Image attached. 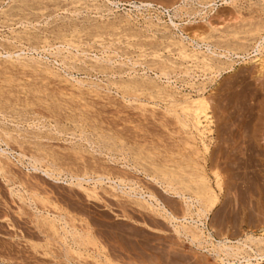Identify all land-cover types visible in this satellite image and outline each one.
Here are the masks:
<instances>
[{
  "label": "rangeland",
  "instance_id": "1",
  "mask_svg": "<svg viewBox=\"0 0 264 264\" xmlns=\"http://www.w3.org/2000/svg\"><path fill=\"white\" fill-rule=\"evenodd\" d=\"M119 1L0 0V126L19 140L0 144L12 152V173L0 174V264H222L206 233L213 244L264 233V0ZM196 98L209 107L199 127L183 110ZM32 155L59 179L31 170ZM117 169L174 212L180 200L147 176L176 186L202 176L214 206L192 213L206 227L201 246L110 184L71 183ZM254 251L230 263L264 264Z\"/></svg>",
  "mask_w": 264,
  "mask_h": 264
},
{
  "label": "bare ground",
  "instance_id": "2",
  "mask_svg": "<svg viewBox=\"0 0 264 264\" xmlns=\"http://www.w3.org/2000/svg\"><path fill=\"white\" fill-rule=\"evenodd\" d=\"M105 2L107 3V5L109 6H116L117 8L120 6L121 2L119 0H105ZM134 3V2H133ZM141 4V3H140ZM254 5V4H252ZM125 6V5H124ZM131 6V5H130ZM135 6V5H134ZM142 6V5H141ZM145 7H151V9H153V5L151 4H145L143 5ZM181 6V5H179ZM139 7V6H138ZM142 8V7H141ZM140 8V9H141ZM144 8V7H143ZM176 8V7H175ZM174 8V9H175ZM137 9V8H136ZM145 9V8H144ZM147 9V8H146ZM148 9V10H149ZM150 9V10H151ZM160 9H165V8H162V6L160 7L159 6V10ZM108 10V9H107ZM167 10V9H165ZM156 11V9H155ZM162 11V10H161ZM160 11V12H161ZM76 13V12H74ZM110 13V12H109ZM194 14V13H193ZM162 15V14H161ZM168 15V14H167ZM173 15V14H172ZM170 16V15H169ZM174 16V15H173ZM171 18V17H170ZM168 19V18H167ZM157 20V19H156ZM160 21V20H159ZM162 22V21H160ZM170 25L172 24V26L175 28L178 27L177 24H175L174 22H172V20L170 19ZM164 24V23H163ZM172 27V28H173ZM256 27V26H255ZM179 28V27H178ZM176 31V30H174ZM193 31V30H191ZM180 32V31H179ZM183 33V32H181ZM249 33V32H248ZM180 34V33H179ZM181 35V34H180ZM196 35V34H195ZM251 35V34H250ZM182 36V35H181ZM194 36V35H193ZM184 37V36H182ZM189 36H187L188 38ZM185 38V37H184ZM186 38V39H187ZM192 38V37H190ZM181 39V38H180ZM193 39V38H192ZM197 39V38H196ZM263 38H261V41H264V39L262 40ZM191 40V39H190ZM189 40V41H190ZM187 41V40H186ZM8 42V41H7ZM181 42V41H180ZM194 42V41H193ZM258 42V41H257ZM182 44V43H181ZM260 44V43H259ZM258 44V45H259ZM32 45V44H31ZM65 46V45H64ZM186 46V45H185ZM69 47V46H68ZM72 47V46H71ZM207 47V45H206ZM205 47V49H206ZM49 48V47H48ZM47 48V49H48ZM57 48V47H56ZM209 48V46H208ZM37 49V48H36ZM50 49V48H49ZM211 49V48H210ZM23 50V49H22ZM34 50V49H33ZM106 50V49H105ZM109 50V49H108ZM253 50V49H252ZM64 51V50H63ZM208 51V50H207ZM259 51V50H258ZM256 50V52H258ZM261 51V50H260ZM58 52V51H57ZM60 52V50H59ZM58 52V53H59ZM62 52V51H61ZM85 52V51H84ZM250 52V51H249ZM10 53V52H9ZM16 53V52H15ZM211 53V57H221L223 53L221 54H218L217 53L215 54V52H210ZM228 52H226L227 54ZM230 53V52H229ZM229 53H228V56H229ZM12 54V53H11ZM2 55V54H1ZM10 55V54H8ZM6 54V56H8ZM36 55V53H35ZM3 56V55H2ZM29 56V55H28ZM225 56V54H224ZM231 56V55H230ZM235 56V55H234ZM27 57V56H26ZM76 57V55H75ZM84 57V56H83ZM107 57V56H106ZM209 57V56H208ZM211 57L208 58H205L202 60V62H205L207 63V61H211ZM227 57V56H225ZM7 58V57H6ZM38 58V57H36ZM35 58V59H36ZM64 58V57H63ZM66 58V57H65ZM79 58V57H78ZM230 58V57H229ZM228 58V60H230ZM13 59V58H12ZM30 59V58H29ZM69 59V58H68ZM71 59V58H70ZM227 60V58H225ZM78 60V59H77ZM82 61V60H80ZM95 61V60H94ZM93 61V62H94ZM99 61V60H98ZM106 61V60H104ZM112 61V60H111ZM110 60H108V62L110 63L111 62ZM259 60H255L253 62H257ZM24 62V61H23ZM31 63V62H30ZM98 63V62H95V64ZM100 63V61H99ZM131 63V61H130ZM167 63V62H166ZM60 64V63H59ZM83 64V63H82ZM80 64V65H82ZM107 64V62H106ZM164 64V63H163ZM261 64V63H260ZM33 65V64H32ZM105 65V63L103 64V66ZM110 66V64H107ZM116 65V64H115ZM123 65V64H122ZM157 65V64H156ZM34 66V65H33ZM38 66V65H37ZM147 66V65H146ZM159 66V65H158ZM36 67V66H35ZM44 67V66H43ZM46 67V66H45ZM50 68V67H49ZM62 68V67H61ZM73 68V67H72ZM107 67H105L106 69ZM109 68V67H108ZM110 68H112L110 66ZM119 68V67H118ZM156 68V67H155ZM175 68V67H174ZM209 68V67H208ZM212 68V67H211ZM53 69V68H52ZM93 69V68H92ZM99 69V68H98ZM102 69V68H101ZM104 69V67H103ZM102 69V71H103ZM133 69V68H132ZM131 69V70H132ZM49 70V69H47ZM57 70V69H56ZM60 70V69H59ZM96 70V69H94ZM100 70V69H99ZM131 70L128 72H131ZM166 70V69H165ZM58 71V70H57ZM65 71V70H64ZM105 72V70H104ZM107 72V71H106ZM112 72V71H110ZM127 72V70H126ZM125 73V72H124ZM112 74V73H110ZM190 74V73H189ZM87 75V74H86ZM115 75V74H114ZM118 75V74H117ZM122 75V74H120ZM119 75V76H120ZM161 75L160 77L164 76L166 78L167 74L166 73H162V74H159ZM54 76V75H53ZM155 76V75H154ZM158 76V75H156ZM155 76V77H156ZM113 77V76H112ZM73 79V78H72ZM131 79H134V78H131ZM158 79V78H157ZM167 79V78H166ZM169 79V78H168ZM79 80V79H77ZM75 80L74 83L76 82V84H79L78 87H81L83 86V84L86 82L84 81H77ZM132 85L131 89L133 88L134 91H136L137 89L139 90V85L136 81H132L130 80L129 81ZM165 82V81H164ZM91 83V82H90ZM87 84V83H85ZM84 84V85H85ZM111 84V83H110ZM130 85V84H129ZM98 86V85H97ZM167 86V85H165ZM84 88V87H83ZM93 88V87H92ZM91 88V90H93ZM96 88V87H95ZM94 88V89H95ZM103 88V87H102ZM159 88V87H158ZM172 88V87H171ZM78 89V88H77ZM98 89V88H97ZM132 89V90H133ZM164 89V88H163ZM193 89V88H192ZM79 90V89H78ZM202 90V88H201ZM166 92V91H164ZM198 96V95H197ZM165 98V97H164ZM128 99V98H127ZM173 102V101H172ZM207 103L206 100L204 101L203 98H196V99H192L191 101L189 100V102L186 101V106H184L183 110L185 112H188L189 115H191L193 117V121H194V125H196L197 127L199 126H202L201 125V117H204L203 119L206 120L207 119V115H206V110L209 108H207ZM184 105V104H183ZM182 105V106H183ZM210 123V122H209ZM207 125V124H206ZM22 129V128H21ZM18 130V129H17ZM22 133V132H21ZM13 134V133H12ZM10 133V131L7 129V128H3L0 126V144H4V146L6 147H9V144L11 142H19V140L17 138H15L13 135ZM21 136V135H20ZM17 137V135H16ZM23 138V137H22ZM21 138V139H22ZM36 138V137H35ZM38 138V137H37ZM44 138H47V137H44ZM42 137V139H44ZM40 139V138H38ZM29 141V140H28ZM27 141V142H28ZM39 141V140H37ZM36 142V141H35ZM23 143V142H22ZM21 143V144H22ZM30 143V142H29ZM137 145V144H136ZM37 146V145H36ZM40 148V146L38 147ZM9 149V148H8ZM11 150V148H10ZM8 152L7 149H2V146H0V174L3 175V173H6V174H10L12 173L11 172V167H10V164H9V157H10V151ZM42 151V150H40ZM12 153V152H11ZM25 154V153H24ZM18 156L19 158L21 157L22 159L23 158H26L25 155H16ZM12 157V156H11ZM10 157V158H11ZM19 160V159H18ZM20 161V160H19ZM22 161V160H21ZM28 161V166L31 167V170H33L34 172L36 171H41V173L46 176V177H49L51 179H55V180H58L59 179V175H60V172H55L57 174L54 173V171H48L47 169L46 170H41L37 164H39L40 159L35 157V156H29V160L27 159ZM30 161V162H29ZM23 163V161L21 162ZM26 164V165H27ZM92 164V163H91ZM96 164V163H95ZM168 164V163H167ZM88 165V164H87ZM53 166V165H52ZM55 167V166H54ZM198 167V166H197ZM26 168V167H25ZM91 169V167H90ZM89 169V170H90ZM109 169V168H108ZM114 169L112 168L111 171H113ZM118 170V169H117ZM167 170V169H166ZM29 171V170H28ZM100 171V170H99ZM107 171V170H106ZM115 171V170H114ZM119 171V170H118ZM112 172L109 174H104V173H101L99 174L98 176H96L95 178L94 177H91V176H88L89 173H83L81 175H79L80 177H71V180L73 183V185L77 186V187H82V184L85 183V184H92L93 187H98L99 185L101 186L102 184H110V189L112 190V195L113 196H118V197H125L126 199V203L128 204H131V206H136L137 208H140L142 209L143 211H147L149 212L151 215H154V216H157L159 217L160 219H162L163 221H166L167 223H169L168 225H170L175 234L178 236V237H182V238H186V240H190L193 244H195L194 242L196 241L198 243V245L201 246L202 242L200 243V238L203 237L200 235H204V232L203 230L206 228L205 227V224L199 220V217L198 220H195L193 217H192V213H193V210L195 209V207H200V211L204 212L203 210V207H207V208H210L212 209L214 204H213V195L210 191V188L209 186L207 185V183L205 182V180L203 179V177L201 176H196L194 178V174L193 175H190V177H193L192 179L190 178H183V180H180L179 178H175L176 181H178V184L177 186L172 182V178H163V181H161V179L159 177H156L155 175L154 176H147V179L150 183H152L153 185L155 186H158V187H161V189L163 190V193L167 196H171L172 199H178L180 200V203L178 205L181 206V210L179 209H175L176 210H179V215H178V212H174L173 210H171V208L169 209L167 207V204H164L160 197L155 193V191L153 190V192L151 191H146L145 189H143L142 187L138 186L137 183L133 182L130 176V174L128 175V173L125 172ZM142 171V170H141ZM102 172V171H101ZM112 174V175H111ZM116 176V177H113ZM70 176V175H69ZM14 177V176H13ZM133 178H135L133 176ZM7 181L9 182L10 180L7 179ZM74 181L76 183H74ZM137 181V180H136ZM218 186H220L218 183H217ZM131 186H134V187H131ZM151 186L152 185H148ZM154 188V186H152ZM152 188V189H153ZM223 188V187H222ZM11 189V188H10ZM156 189V188H155ZM220 189V188H219ZM91 190V189H90ZM86 192H91V191H88V189H85ZM11 195H15V197L17 196L20 200H21V197L17 194V192H14L10 191ZM162 193V192H161ZM191 194L196 196V198H192L191 197ZM125 201V200H123ZM121 200H119V202H122ZM174 201V200H173ZM165 202V201H164ZM124 203V202H123ZM176 203V202H175ZM174 203V204H175ZM125 205V204H124ZM123 205V206H124ZM126 206V205H125ZM124 206V207H125ZM175 206V205H174ZM172 206V207H174ZM178 208V207H176ZM174 209V208H173ZM198 209V208H197ZM199 210V209H198ZM36 211V210H34ZM195 212V211H194ZM141 213V212H140ZM207 213V212H206ZM144 214V213H142ZM196 214V213H194ZM204 214V213H203ZM147 215V214H146ZM150 217V216H149ZM60 220L62 221L63 220V217L60 218ZM206 233V232H205ZM207 234V238L206 240H208L209 242L208 245H212L215 249H213L212 253H214V255L220 259V263L222 264H234V263H230V261L232 260H235L236 258H238L240 255H242V253H244L246 255V250H248V252H253L255 253V249L257 251H260L261 250H264V233H262L261 235H259L258 237L256 236H253V235H246L244 238H240L236 241H232V239L230 240L229 238H226V237H223L222 239L220 240H215V244L211 243L210 241L213 240L211 238V235L209 233H206ZM205 234V235H206ZM223 236V235H222ZM190 242V243H191ZM213 242V241H212ZM198 245H196V248H199L197 247ZM206 245V244H205ZM207 247V245H206ZM209 247V246H208ZM207 247V248H208ZM205 248V247H204ZM206 248V249H207ZM211 248V247H210ZM201 250V249H200ZM208 250V249H207ZM211 251V249H210ZM256 251V252H257ZM263 253V252H262ZM223 255V257H221V255ZM244 256V255H243ZM248 256V253L247 255ZM245 257V256H244ZM243 257V260L246 259ZM258 258V257H257ZM261 259H264V256H261ZM238 260V259H237ZM247 263L250 262L249 260H245ZM256 261V260H255Z\"/></svg>",
  "mask_w": 264,
  "mask_h": 264
}]
</instances>
